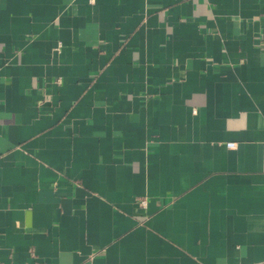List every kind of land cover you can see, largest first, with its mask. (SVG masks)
I'll return each instance as SVG.
<instances>
[{
    "label": "crops",
    "instance_id": "0c3cea01",
    "mask_svg": "<svg viewBox=\"0 0 264 264\" xmlns=\"http://www.w3.org/2000/svg\"><path fill=\"white\" fill-rule=\"evenodd\" d=\"M0 264H264V0H0Z\"/></svg>",
    "mask_w": 264,
    "mask_h": 264
},
{
    "label": "built area",
    "instance_id": "2783aa9c",
    "mask_svg": "<svg viewBox=\"0 0 264 264\" xmlns=\"http://www.w3.org/2000/svg\"><path fill=\"white\" fill-rule=\"evenodd\" d=\"M60 80V79H59ZM228 147H235L236 143L233 141L226 142ZM146 197H140L137 201L138 207H145L146 206Z\"/></svg>",
    "mask_w": 264,
    "mask_h": 264
}]
</instances>
